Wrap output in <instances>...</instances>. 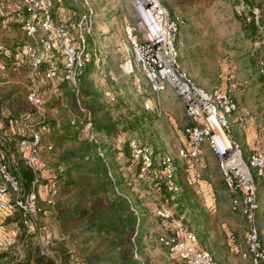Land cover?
<instances>
[{"label":"rangeland","instance_id":"1","mask_svg":"<svg viewBox=\"0 0 264 264\" xmlns=\"http://www.w3.org/2000/svg\"><path fill=\"white\" fill-rule=\"evenodd\" d=\"M89 1L95 11L90 36L94 46L88 50V61L84 68L85 70L87 66H92L89 81L94 89L103 95L106 104L114 110V118L119 119L123 115H135L136 117L145 115L147 118L146 124L141 129L129 130L109 143L104 142L109 152L114 154V157L108 158V162L112 161V165H114V169L111 170L113 176L124 181L125 186L121 189L131 197L141 218L146 216L143 229L148 232V235L142 246V259L145 264H181L170 258L167 251L158 242L161 228L156 212L164 204H167L176 216L185 214V222L190 229L198 234L199 238L203 230L210 229L211 226L214 228V231L206 232V236L209 238V243H207L209 249L204 250L210 253L216 261L222 264H241L243 262L241 260H244L249 264L241 258L242 253L247 250L245 237L249 232V224L245 217L232 210L231 195L225 186L217 160L208 147H206L205 156L201 160L202 163L204 162L205 168L203 169L197 161L194 163L193 174H190V178H194L191 182H193L195 190L200 192L199 203L205 210L207 218L205 225L201 221H197L199 212H193V215H191V211L180 212L176 203L163 197L157 188L158 184L162 182L157 174L151 173L140 177L137 171H127L131 158L129 148L131 140H137L141 146L150 148L154 152L155 168H157L158 163L165 155L176 156L181 149L189 147L190 142L185 135V129L192 122L186 113L185 106L170 87L162 92H154L149 82L144 79L142 82L143 92H138L134 80L123 71V59L119 51V44L126 29L128 27L137 28L139 20L132 0ZM159 1L171 16L182 18L176 42L180 68L189 74L196 86L208 92L228 91L231 85L236 86L233 95L238 103V111L231 118L230 135L236 141L234 125L236 132H240L238 136L248 138V134H244V131L251 126L240 120L236 123L233 121L237 118L253 116L256 120L252 127L257 125L258 135V138L252 142L254 149L252 150L245 142L244 146L241 142H236L240 144L244 156H249L256 151L264 153V85H261L257 79L258 72L264 71V24L262 23L264 21V0H253L250 8V10L259 12L258 22L255 20V12H251L253 16L250 11L246 13L249 14V19L237 16L236 8L240 0H215L212 3L184 7H179L173 0ZM86 9L85 0H64L63 5L57 4L53 11L54 22L58 25L70 19H78ZM252 20H255L259 30L255 37L249 36L245 31L248 27L247 24H250ZM23 25V20H18L15 17L9 20L6 28H2L0 25V48L4 54L16 52L34 41L28 37ZM41 35L40 32L38 37ZM74 37L76 36L74 35ZM57 46H60V50L55 51L53 55L48 54L45 69L51 68L54 65L52 63L57 64L60 69L62 68L65 60L63 48L59 44ZM95 49L98 51L93 54ZM28 64L26 61L20 72L9 70L0 75V119H4L7 137L12 141L13 152L18 160L22 157L19 149V130L26 126H34L38 131L39 125L43 121L36 109L27 101L31 85ZM42 89L47 92L45 116L51 126V124L61 122V112L56 103L67 94L68 86L61 80H57L44 85ZM18 100L22 103L25 101L28 109L25 108L18 114L12 115L10 107L17 106ZM62 115L64 114L62 113ZM43 140L41 159L47 167L53 161L50 158V151L47 149V146L52 144V138L46 134ZM125 145H127V149L124 148ZM113 158L115 159L113 160ZM180 166L181 170H187L186 163L180 162ZM47 175L48 172L45 173V176ZM46 187V177L43 176L40 189V206L43 209L37 216L36 222L40 227H46L54 234V241L46 243L43 241V231L26 230L20 223L19 214H11L6 221L0 222V236H13L19 241V244L9 254L10 259L3 256L0 264L24 259L28 246L53 254L56 243L63 239L60 227L54 219L52 208L45 200ZM258 188L260 200L258 227L264 243L263 181H258ZM201 191H208L212 199H209V196L206 197L209 201L204 199L202 197L204 193ZM174 199L176 196L171 200ZM227 232L235 234L234 241L237 252L229 247L228 240L230 238L227 236Z\"/></svg>","mask_w":264,"mask_h":264},{"label":"built area","instance_id":"2","mask_svg":"<svg viewBox=\"0 0 264 264\" xmlns=\"http://www.w3.org/2000/svg\"><path fill=\"white\" fill-rule=\"evenodd\" d=\"M64 0H0V19L2 28L8 26L11 15L23 20V28L28 37L34 40L14 54H4L0 48V75L9 70L14 72L29 65L30 88L28 101L43 119L37 131L34 126L19 130V146L24 153L27 165L32 169L35 179L31 189L25 191L20 180L11 174L4 158L0 155V216L10 215L13 210L21 213V221L29 230L43 231V241L52 243L54 234L46 227H40L36 218L41 211V180L46 164L41 159L42 134L49 130L45 116L47 92L43 86L57 80L65 81L78 88L80 72L86 67L88 58L87 37L92 33L95 11L89 0H85L87 9L78 19H70L55 24L53 11ZM138 14L137 28L128 27L120 41L119 51L123 59V71L135 82L138 92H143L142 82L146 79L154 92H162L170 87L185 106L193 125L187 127L185 135L189 138V147L181 149L176 156L167 154L155 168V154L136 140L130 141L131 164L128 172L138 168L140 177L155 173L167 183L172 192H178L176 178L181 170L180 162L187 164L190 178L194 163L200 166L208 147L217 160L219 171L228 192L231 195V208L246 218L249 232L246 235L247 250L243 257L251 258L253 264H264V243L258 227L260 200L258 181L264 182V153L256 152L245 158L240 144L230 135L231 118L238 111V103L233 95L236 89L231 85L228 91L208 92L198 86L189 74L180 68L177 39L182 19L171 16L159 0H132ZM245 4H240L236 13L243 15ZM258 22V11H254ZM41 32V36L38 37ZM74 35L76 37H74ZM65 60L60 69L55 63L45 69L48 54L60 50ZM253 118L242 117L241 122ZM84 136L96 141L91 117L88 114L83 128ZM191 165V167H190ZM193 183V182H191ZM46 200L53 204L58 195L54 180L47 184ZM168 203V201H167ZM160 219L161 234L159 244L170 258L181 264H222L200 248L197 234L191 230L186 215L176 216L174 211L164 204L157 210ZM235 239V237H233ZM13 236H0V255L16 246Z\"/></svg>","mask_w":264,"mask_h":264},{"label":"trees","instance_id":"3","mask_svg":"<svg viewBox=\"0 0 264 264\" xmlns=\"http://www.w3.org/2000/svg\"><path fill=\"white\" fill-rule=\"evenodd\" d=\"M173 1L179 7H184L212 3L215 0ZM240 4H245L246 10L243 15L237 14V16L249 19V14L246 13L254 12V10H250L253 0H240L238 6ZM251 15L253 16V14ZM12 17L17 18L15 15H11L9 20ZM255 20L247 24L248 27L245 30L252 37L257 36L259 31ZM0 22L2 25V19ZM262 23L264 24V21ZM91 34L87 37L88 50L94 46L90 38ZM96 51L98 50L95 49L93 54ZM14 53L12 52V54ZM91 69L92 66L89 65L80 72L78 88H74L64 81L68 86L67 94L57 100V103L55 102L61 112V122L50 126L47 121L49 130L43 132L40 146L42 152L43 137L46 134L50 135L52 144L47 146V149L50 151V158L53 161L46 167L43 176L46 177L47 184L50 180H54L58 187L55 202L49 205L52 208L54 219L60 227L63 239L56 243L53 254L28 246L24 259L21 258V260L8 264H145L142 259V246L148 235V232L143 229L146 216L141 218L131 197L121 189L125 186L124 181L113 176L111 170L114 169V165H112V161L108 162V158L114 157V154L109 152L105 143L115 140L129 130L141 129L146 124L147 118L145 115L141 117L123 115L119 119L114 118V110L106 104L103 95L96 91L89 81ZM261 71L258 72L257 79L261 85H264V71ZM18 101L17 106L10 107L12 115L18 114L25 108L28 109L25 101L23 103ZM28 103L33 107L29 101ZM88 114L91 117L96 141L87 139L83 133ZM192 125L193 122L190 126ZM6 130L4 119H0V155L4 158L11 174L20 180L22 188L29 191L35 175L27 165L20 146L22 157L20 160L16 158L12 141L7 137ZM12 132L15 133L13 130ZM4 135L6 136L4 137ZM18 137L21 140L20 133ZM124 148L127 149V145ZM134 171L138 172V168L136 167ZM46 172H48L47 176H45ZM161 181L158 184L159 187H156L163 197L176 203L180 212L191 211V215L193 212H199L197 221H201L204 225L207 223L205 210L199 203V194L193 183L190 182L187 170H180L176 178L178 188L176 194L169 189L165 181ZM2 184L3 181L0 179V185ZM174 196L176 199L171 200ZM40 208L42 211L43 208L41 206ZM12 214H19L20 223L27 230L28 228L21 221V213L18 210H13ZM8 216H0V222L6 221ZM208 231H214V228L211 226L210 229L203 230L200 238L195 232L202 250L209 249L207 244L209 238L206 236ZM18 244L17 240L16 246L0 255V263L3 256L10 259L9 254L18 247Z\"/></svg>","mask_w":264,"mask_h":264},{"label":"crops","instance_id":"4","mask_svg":"<svg viewBox=\"0 0 264 264\" xmlns=\"http://www.w3.org/2000/svg\"><path fill=\"white\" fill-rule=\"evenodd\" d=\"M249 117H252L253 119L252 120H250V121H248V122H246V123H248V125L249 126H251V127H249L248 129H246L245 131H244V134H248V138L247 137H245V138H243V137H241V136H238L239 134L238 133H240V132H236V130L234 129V125H233V131H234V137H235V139H236V141H238V142H241V144L244 146L245 144H244V142L246 143V145H248V146H250V148L253 150L254 149V145H253V141L255 140V139H257L258 138V135H257V132H256V126H254V128L252 127L253 126V124H255V118L253 117V116H249ZM248 117V118H249ZM239 120L240 119H235L233 122L234 123H236V122H239ZM246 139V140H245ZM245 140V141H244ZM253 147V148H252ZM256 152H259V151H256ZM256 152H254V153H256ZM253 153V154H254ZM252 155V154H251ZM251 155H249V156H245V157H247V158H249ZM205 168V164H204V167H203V169ZM209 184V183H208ZM211 185V184H210ZM209 185V189H210V186ZM198 192V194L200 195V192L199 191H197ZM201 192H203L204 193V195H202V197L204 198V199H206V197L207 196H209V199H212L211 198V195H209V193H208V191H201ZM211 194V193H210ZM214 196H215V194H214ZM201 197V196H200ZM207 201H209L208 199H206ZM215 201V200H214ZM227 236L230 238V240H228V245H229V247L231 248V250H235L236 252H237V249H236V243H235V241H234V239H233V237H235V234H233V233H231V232H227ZM246 238V237H245ZM246 240V239H245ZM199 245H200V243H199ZM200 248H202L201 246H200ZM205 251V250H204ZM244 252H246V251H244ZM243 252V253H244ZM243 253H242V256H241V258H243V259H245L244 257H243ZM241 261H243L242 263L243 264H247V263H245L244 262V260H241ZM245 261H247L249 264H253L252 263V260H251V258H246L245 259ZM241 263V264H242Z\"/></svg>","mask_w":264,"mask_h":264}]
</instances>
